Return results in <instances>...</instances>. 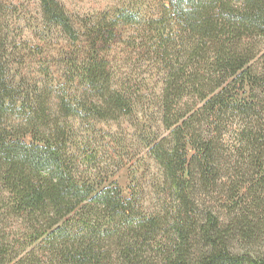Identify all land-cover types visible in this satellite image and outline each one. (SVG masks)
Instances as JSON below:
<instances>
[{"label": "trees", "instance_id": "trees-1", "mask_svg": "<svg viewBox=\"0 0 264 264\" xmlns=\"http://www.w3.org/2000/svg\"><path fill=\"white\" fill-rule=\"evenodd\" d=\"M39 1L71 45L65 81L31 92L13 71L27 42L0 0V264H264V0H155L87 31ZM132 26L130 48L159 66L169 131L147 143L161 174L150 209L137 184L127 196L86 173L76 150L94 153L70 122L84 135L136 115L109 59Z\"/></svg>", "mask_w": 264, "mask_h": 264}, {"label": "rangeland", "instance_id": "rangeland-1", "mask_svg": "<svg viewBox=\"0 0 264 264\" xmlns=\"http://www.w3.org/2000/svg\"><path fill=\"white\" fill-rule=\"evenodd\" d=\"M60 1L76 27L87 31L88 26L102 19L112 21L121 9L144 10L151 7L155 0ZM8 7L12 34L22 42H27L24 46L26 50L23 49V62L13 65V71L25 81V90L34 92L35 87L53 81L63 83L66 67L61 57L71 45L65 34L58 27L43 21L39 0H8ZM125 30L121 42L113 44L109 59L115 72L114 81L119 84L129 81L138 95H134L136 115L119 121L98 123L93 128L94 133L92 130L84 135L85 124L82 126L76 120L70 122L78 130L79 140L86 148H90L89 152L94 153L88 164L84 154H81L82 150H76L86 173L102 171L106 181H115L127 196L137 184V189L144 193V205L150 209L161 203L158 184L161 174L156 162L147 154V143L157 135L169 133L155 113L162 75L159 66L153 65L137 49L130 48L140 35L137 27H126ZM28 47L33 51L28 50Z\"/></svg>", "mask_w": 264, "mask_h": 264}]
</instances>
